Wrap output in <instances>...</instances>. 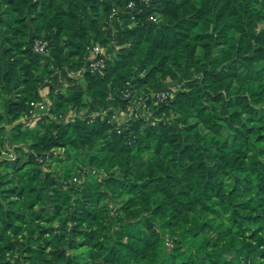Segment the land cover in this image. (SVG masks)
Masks as SVG:
<instances>
[{"label": "trees", "instance_id": "16d2710c", "mask_svg": "<svg viewBox=\"0 0 264 264\" xmlns=\"http://www.w3.org/2000/svg\"><path fill=\"white\" fill-rule=\"evenodd\" d=\"M129 1L0 0V264H264V0ZM113 4L128 44L72 75ZM131 84L176 85L154 111L172 119L67 116L125 107ZM45 86L52 113L30 127Z\"/></svg>", "mask_w": 264, "mask_h": 264}, {"label": "built area", "instance_id": "2783aa9c", "mask_svg": "<svg viewBox=\"0 0 264 264\" xmlns=\"http://www.w3.org/2000/svg\"><path fill=\"white\" fill-rule=\"evenodd\" d=\"M141 4L146 3V0H141ZM127 7L132 9H137L139 6L136 4L135 0H131L127 3ZM138 8L137 10H141ZM123 10V8H122ZM117 4H113L112 10L109 14V24L106 26V35L110 37L108 42H101L99 40H93L90 44L87 45L86 49V60L84 64L79 69H71L72 75H81L83 72H91L93 74H105L107 60L114 55L118 48L122 45H127L128 43L121 44L114 38L116 28L113 23V19L116 17L120 20L118 13L122 11ZM149 19L153 22H158L159 17L156 14H151ZM114 45V49H112ZM34 49L38 53L43 55L50 54L49 41L43 38H37L34 42ZM138 73H135V76H138ZM130 84L131 81L128 80ZM67 83H58L56 89H61L63 91L67 90ZM177 86L174 84H169L161 88H152L148 91H145L144 94H136V89L132 87V84L123 89L121 93L122 97L128 99V103L125 107H119L117 110H111L114 107L106 102L101 108L92 106V101L87 105L85 104H74L68 109L67 116L77 117L82 116L88 122H115V130L121 132L124 130V127L128 120L131 117L135 116H146L147 120L155 124L159 121L169 120L166 119L170 117L166 114L163 117L155 116L154 111L158 108V105L168 100V98L173 95ZM113 95L109 92V97ZM32 107L27 113V123L30 127L36 126L39 122L42 115L51 114L52 108L54 106V98L49 86H45L40 89V97L31 101ZM60 116H62L60 114ZM74 180H79L78 176H74Z\"/></svg>", "mask_w": 264, "mask_h": 264}, {"label": "rangeland", "instance_id": "374dc122", "mask_svg": "<svg viewBox=\"0 0 264 264\" xmlns=\"http://www.w3.org/2000/svg\"><path fill=\"white\" fill-rule=\"evenodd\" d=\"M128 103V102H127ZM157 110V109H156ZM158 112V111H157ZM162 112V111H161ZM159 114H161V113H159ZM162 115V114H161ZM161 115H159V116H161ZM141 117H143L144 119H147V117L146 116H143V115H140ZM140 117V118H141ZM131 118H136V117H131ZM130 118V119H131ZM166 119H172L171 117H168V118H166ZM165 121H168V120H165ZM204 133H205V131H203ZM203 133V134H204ZM206 134V133H205ZM204 136V135H203ZM205 137H207V136H205ZM20 141V139H19V136L18 135H14V136H12V142H14L15 144L16 143H18ZM207 141H208V138H205L204 140L202 139V142L204 143V144H206L207 143ZM137 147H139V143L137 142V145H136ZM135 151H137V149H135ZM138 154H141V156L144 158V159H147L148 158V154H149V151H146V149L145 150H143V151H140V152H138ZM161 156V155H160ZM160 156H159V154H154V156H153V158L151 159V161L158 167V161H159V159H160ZM142 157H140V158H142ZM145 163H147V160L145 161ZM165 166H169V165H165ZM79 253H81V254H85L86 253V249L85 248H80L79 250H77Z\"/></svg>", "mask_w": 264, "mask_h": 264}]
</instances>
